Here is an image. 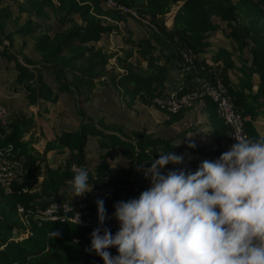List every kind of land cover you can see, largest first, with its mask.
Returning <instances> with one entry per match:
<instances>
[{
  "label": "trees",
  "instance_id": "trees-1",
  "mask_svg": "<svg viewBox=\"0 0 264 264\" xmlns=\"http://www.w3.org/2000/svg\"><path fill=\"white\" fill-rule=\"evenodd\" d=\"M11 1L14 3L0 0V56L13 63L15 81L21 84L28 104L39 99L54 101L60 92L74 94L81 104L92 97L91 90L97 84L108 79L124 100L155 105L166 114L163 123L170 124L192 108L189 105L169 111L152 101L155 95L165 91V71L167 63L172 62L180 73L176 87L179 91L194 89L201 81L213 84L219 80L235 106L246 115L243 128L247 138L258 135L253 119L260 112V106H264V0H114L136 15L120 8L104 7L100 0ZM175 3L179 5L167 24L161 14ZM20 13L26 16L18 23ZM127 14L143 31L137 40L128 37L124 26H118L120 22H126ZM31 16H52L60 29L52 33L43 30L41 23ZM8 20L18 23L17 27L6 29ZM216 29L235 43L233 49L238 50V56L245 53V57L240 58L242 74L235 86L227 75V71L234 67L233 49L217 46L211 50L209 59L201 56L209 50L208 37ZM34 30L38 32L33 39L38 58L36 61L27 58L25 63H32L28 67L10 49L12 35ZM112 31L135 52L123 51L126 62L123 70L115 74L107 63L117 51L108 52L94 44L103 32ZM184 53L192 56L184 61ZM246 61L248 65H245ZM45 68L53 73L54 86L43 79L42 70ZM252 73L258 75L254 91L251 90ZM199 98L212 128V139L217 145L222 138L229 139L227 125L217 114L215 103L207 95L195 97L193 102ZM2 105L0 101V107ZM77 112L80 120L76 128L62 129L46 139L41 151L33 145V137L23 135L34 124L32 115L14 111L13 116L4 122L0 117L1 156L8 163H15L12 167L14 174L8 179V190L0 183V264H104L94 251H86L91 247V238H85V228L69 219L70 211L54 209L52 214L62 218L40 213L54 199H68L69 196L61 193L59 187L70 192L68 182L75 175L71 163L89 170L90 186L99 190L106 184L113 186L103 198L108 211L114 209L115 202L138 198L147 189L145 184L150 182L141 168L150 167L151 161L158 159L161 152L176 153L186 148L203 153L202 146L190 148L183 140L174 146L143 128L131 130L121 137L108 131L101 119L85 116L81 106L77 107ZM90 136L95 137L100 147L119 148L127 157V165L109 171L107 177V164L102 159L94 169L88 168L85 144ZM50 150H67L62 166L52 167L46 163L45 154ZM170 169L166 165L164 170ZM38 176L41 177L39 180ZM121 191L125 194H120ZM97 199L100 198L95 196L90 202L96 210ZM18 205L21 211L17 210ZM52 230L59 231L60 236L51 237ZM111 231L115 234L117 230ZM108 250L114 256L117 254L115 247Z\"/></svg>",
  "mask_w": 264,
  "mask_h": 264
},
{
  "label": "clouds",
  "instance_id": "clouds-1",
  "mask_svg": "<svg viewBox=\"0 0 264 264\" xmlns=\"http://www.w3.org/2000/svg\"><path fill=\"white\" fill-rule=\"evenodd\" d=\"M235 139L194 172L164 170L183 164L184 156L161 152L144 169L150 186L138 198L114 203L115 234L105 224L110 217L104 200L97 199L98 226L86 251L104 264H264V132ZM74 171L68 182L72 199L93 188L87 168Z\"/></svg>",
  "mask_w": 264,
  "mask_h": 264
},
{
  "label": "crops",
  "instance_id": "crops-1",
  "mask_svg": "<svg viewBox=\"0 0 264 264\" xmlns=\"http://www.w3.org/2000/svg\"><path fill=\"white\" fill-rule=\"evenodd\" d=\"M24 13L19 14L18 23L25 18ZM36 22L41 23L42 29L50 33L60 29V26L56 23L52 16L38 18L31 16ZM172 18V16H171ZM171 22V20H170ZM168 22L167 24H169ZM18 23H14L11 20L7 21L6 29H13L17 27ZM121 23V22H120ZM119 23V24H120ZM142 30V29H141ZM37 31L29 33L14 32L12 35L13 44L11 50L16 53L17 59L25 63V60L31 59L36 61L38 58L37 53L33 48V39L37 34ZM143 34V31H138V38ZM210 48L208 51L201 54L206 59H209L211 50L217 46H224L230 50L235 47V43L227 37H224L220 29L212 31L209 35ZM7 44V40H3ZM94 44L101 46L102 48H115L123 51H131L132 46L122 42L120 36L112 32H103ZM232 56L234 60V67L227 71L229 82L235 86L238 83L242 72L239 67L242 63L240 58L245 57V53L242 56H238V50H234ZM244 52L245 49L243 50ZM133 53L134 50H133ZM248 61L245 65H248ZM28 67L32 66V63H25ZM16 69L12 62H7L3 56H0V101L2 102V109L4 110V119L13 116L14 111L24 113L26 115H32L34 124L23 135L25 138L33 137L35 141L33 145L42 150L46 139L53 137L56 133H59L62 129H75L79 123L80 117L77 112V107L81 106L84 115L93 119H101L103 125L108 131H113L119 134L128 135L131 130L145 129L146 132H150L152 136L159 139L168 141V143L175 146L180 141H184L186 144L195 143L196 146L204 147L203 153L193 152L186 148L178 150L176 154L184 156V163L181 165L169 164L171 169L186 168L190 172L197 170L199 155H202L205 160L212 151V146H216V151L219 155L228 151L230 142L228 138H222L217 143L212 139V128L208 122V118L204 110L202 109L201 99H197L192 108L185 112V114L177 121L170 124H164L163 120L166 118L165 112L158 109L153 104H143L138 101L129 103L124 100L117 93L116 88L110 82L106 80L103 84H97L92 90V97L87 100H83L81 104L77 101L74 94L67 92H60L54 101H48L39 99L36 103L28 104L24 95V90L21 84L15 81ZM179 71L177 66L170 62L167 63L165 71V91L175 90L179 83ZM43 79L50 85H55V78L53 73L47 68L42 70ZM258 82V75L256 73L251 74V90L256 89ZM244 92L247 89H243ZM260 112L253 119V124L257 131L264 132V106H260ZM57 122V125L52 120ZM188 123L189 125H187ZM36 129V130H35ZM38 132L39 137L34 135ZM40 140V143H39ZM38 142V144L36 143ZM36 143V144H35ZM39 146V147H38ZM198 153V154H197ZM46 163L52 167L62 166L67 156V150L63 151H48L45 154ZM200 157V156H199ZM104 160L107 164L105 176L109 175V171L118 170L122 166L127 165V157L117 147H100L97 144L94 136H90L85 144V160L86 166L90 169H94L96 164L100 160ZM145 167H142L141 172ZM150 185V184H148Z\"/></svg>",
  "mask_w": 264,
  "mask_h": 264
},
{
  "label": "built area",
  "instance_id": "built-area-1",
  "mask_svg": "<svg viewBox=\"0 0 264 264\" xmlns=\"http://www.w3.org/2000/svg\"><path fill=\"white\" fill-rule=\"evenodd\" d=\"M101 4L104 7H116L120 8L124 12H130L133 15H136L129 8L117 4L114 0H100ZM146 18V17H145ZM184 61L188 60L192 55L191 53H184ZM184 64V63H183ZM207 95L215 103L216 112L222 121L227 125L229 142L231 145L237 143L235 135L240 136L241 138H247L244 128L243 121L246 118V115L242 114L241 111L235 106L230 94L226 91L224 85L216 80L215 83H209L206 81H201L198 87L191 89L189 91H179V88L170 91H164L163 94L155 95L152 101L169 111H175L179 108L186 107L194 104L195 97H202ZM0 117L3 121L4 119V110L0 107ZM212 155L210 161H215L219 158V154L216 151V146H212ZM13 166L15 163H8L4 157L1 156L0 152V183L8 190V179L14 174ZM82 166L75 163L70 164V168L73 172L74 170ZM113 186L111 184H106L102 186L101 190L99 188H92V191L83 197H75L72 199V194L69 192L68 199H54L50 204L40 211L41 214H45L52 217L62 218V216L52 214L54 209H61L64 211H70L69 219L82 226L84 229L83 235L85 238H91V232L94 228L98 226V214L97 210L92 207L90 204L93 197L98 196L100 199H103L108 193L111 192ZM21 206H17V210L21 211ZM115 209L107 211L109 219H106L105 224L111 230H118L119 223L112 217V213ZM79 215V216H78ZM78 220L80 221L78 223Z\"/></svg>",
  "mask_w": 264,
  "mask_h": 264
},
{
  "label": "rangeland",
  "instance_id": "rangeland-1",
  "mask_svg": "<svg viewBox=\"0 0 264 264\" xmlns=\"http://www.w3.org/2000/svg\"><path fill=\"white\" fill-rule=\"evenodd\" d=\"M4 2H10L11 4L12 3H14L13 1H11V0H4ZM179 4L178 3H175V4H172V5H170L169 6V8H167V10L165 11V12H163L162 14H161V16L163 17V19H164V21L166 22V23H168V22H170V20H171V16H172V12L174 11V9H176L177 8V6H178ZM120 28H122L123 26V30H124V32H127L128 33V37L130 38V39H132V40H137L138 39V31L140 30V31H142L141 30V28H140V26L137 24V22L133 19V18H131L130 16H128V14L126 15V22H124V23H120L119 25H118ZM125 28V29H124ZM117 47H115V48H105L104 50L105 51H108V52H112V51H117V49H116ZM120 51H121V53H119L118 51H117V55L115 54V55H113V56H111L109 59H108V63H107V67L109 68V70L110 71H113V73L115 74V73H117V72H121L122 70H123V68H122V66L125 64V60H124V52H123V50L122 49H120V48H118ZM126 50L127 51H130V50H128L127 48H126ZM131 52L133 53V49L131 48ZM119 58V59H117L116 60V58ZM55 124L54 125H57V122L53 119L52 120ZM187 125H189L188 123H186ZM36 130V129H35ZM34 135H36V137H39V135H38V132H35L34 133ZM40 138V137H39ZM37 144H38V142H36ZM35 143V144H36ZM39 143H40V140H39ZM39 147V146H38ZM204 150V149H203ZM63 151V150H62ZM212 152L213 151H211V153H210V155H209V157H208V160L210 161V157H211V155H212ZM198 154V153H197ZM200 156V157H199ZM197 158L199 159V163H198V166L201 164V162L202 161H204L205 159H204V157L202 156V155H199ZM171 168V167H170ZM41 177L40 176H38L37 177V180H39ZM150 185H148V184H145V187L146 188H148ZM64 188H62L61 186L59 187V190L61 191V193H62V191H63V193L65 194V195H69V193H67L65 190H67V189H64ZM120 194H125V192L124 191H121L120 192Z\"/></svg>",
  "mask_w": 264,
  "mask_h": 264
}]
</instances>
